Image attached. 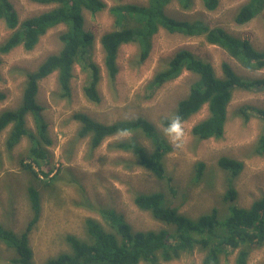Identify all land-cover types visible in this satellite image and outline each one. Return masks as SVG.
Here are the masks:
<instances>
[{
    "label": "rangeland",
    "instance_id": "1",
    "mask_svg": "<svg viewBox=\"0 0 264 264\" xmlns=\"http://www.w3.org/2000/svg\"><path fill=\"white\" fill-rule=\"evenodd\" d=\"M9 1L20 21L53 8L30 0ZM102 1L107 6L106 10L94 15L86 11L84 16L86 29L95 35L92 60L101 69L102 77L97 86L100 101L92 102L85 96L84 88L90 83V75L79 62L74 66L69 99L59 97L57 73L39 82L37 101L44 107L48 135L53 141L48 148L53 170L49 177L54 175L53 178L38 179L22 167L20 161L26 153L21 154L20 150L31 146L29 139L23 138L17 149L8 152L5 144L11 126L0 135V226L17 234L22 233L34 214L28 201L27 188L36 187L41 195L40 217L29 238L34 264H44L49 258L68 251L66 235L86 240L85 221L89 218L109 230L100 213L103 209H110L123 217L135 231L164 227L149 211L135 204L134 199L138 194L161 192L166 205L177 207L180 214L196 218L216 208L219 217L225 219L232 205L248 208L253 201L264 196V156L255 152L264 120L251 117L246 121L239 112L243 106L264 109V90H235L227 106L223 136L200 141L193 136L191 129L208 118L207 105L189 119L178 122V140L167 131L169 123L177 120L175 112L178 103L188 97L191 85L198 80V76L184 71L178 78L157 89L151 86L154 75L163 70L182 49L211 63L219 78L223 77V63H229L238 75L245 78H264V68L246 69L225 50L208 43L203 36H184L161 29L152 38L151 53L145 61L140 59L136 44L123 45L119 49V72L111 80L103 65L104 52L100 42L102 35L117 29L109 9L130 3L146 5L148 0ZM248 2L219 0L217 9L208 11L202 0H191L189 9H183L176 0H172L165 11L180 21L200 20L212 28H223L238 38L249 39L256 49L262 51L264 10L245 25L235 23L240 8ZM64 30L63 26L52 28L32 50L18 46L7 54H0V92L7 96L0 102V113L19 106L26 83L21 71L34 72L48 56L58 53L62 49L59 36ZM11 34L12 30L0 20V46ZM78 112L86 113L102 123L138 116L147 118L172 147L164 159L165 179L143 167L132 153L118 147L122 141L135 140L151 153L154 145L150 139L141 133L118 134L106 138L97 149L91 150L89 138L79 139L77 136L80 124L72 117ZM27 127L35 131L31 115L27 116ZM222 157L236 159L244 164L232 184L227 172L219 166ZM201 163L204 169L198 173ZM229 187L237 190L234 202L225 200ZM15 256L13 250L0 243V264H12L10 261ZM203 256L201 250H194L165 264H203ZM246 260L247 264H264V247L253 249ZM218 264H238L237 252L222 256Z\"/></svg>",
    "mask_w": 264,
    "mask_h": 264
},
{
    "label": "trees",
    "instance_id": "2",
    "mask_svg": "<svg viewBox=\"0 0 264 264\" xmlns=\"http://www.w3.org/2000/svg\"><path fill=\"white\" fill-rule=\"evenodd\" d=\"M33 3L53 6L41 14L20 21L13 4L9 0H0V20L12 30L11 36L0 46V54H7L18 46L32 50L40 38L52 28L65 27L59 36L62 49L48 56L34 72L21 71L26 78L21 103L15 109L0 113V135L11 126L5 147L8 152L17 149L23 138L31 146L22 147L21 165L25 171L38 178L49 177L51 153L49 146L53 141L48 135V124L43 116V106L37 101L39 82L53 73L58 75L59 97L69 99L74 66L79 62L85 66L90 83L84 88L85 96L92 102H99L98 84L101 81V69L92 60V47L95 35L85 27V12L98 14L106 10L102 0H30ZM172 0H148L146 5L121 4L109 9L115 19L117 29L102 35L100 42L104 52L103 65L111 80L119 72L117 64L119 49L123 45L136 44L140 59H148L152 49V38L164 29L169 33L184 36H203L205 40L225 50L248 70L264 68V50L256 49L249 39L238 38L223 28H212L203 21H180L170 17L165 8ZM183 9H189L191 0H176ZM206 10L214 11L219 0H202ZM264 10V0H249L235 17V23L245 25L257 18ZM2 60L0 59V65ZM223 77L219 78L211 63L198 58L191 51L179 50L168 65L158 71L151 82L153 88H159L178 78L184 71L198 76L191 85L188 97L181 100L176 108L177 122L189 119L204 105L208 106L209 116L191 129L193 136L200 141L221 138L225 132L227 106L235 90H264V78H245L238 75L229 63L222 64ZM7 98L0 92V102ZM246 121L251 117L264 120V109L243 106L239 110ZM34 120L35 131L27 127V116ZM80 124L77 132L79 139L89 138L91 150L97 149L106 139L118 134L141 133L154 145L151 153L135 140L122 141L118 147L132 153L137 161L162 179L164 177V159L172 150L163 139L156 126L147 118L138 116L111 123L96 121L86 113H75L72 117ZM168 123V122H166ZM16 150L13 152L15 154ZM255 152L264 156V126L257 141ZM12 154V155H13ZM219 166L227 172L230 184L243 170L242 161L222 157ZM200 164L198 173L203 172ZM171 181V179L169 178ZM168 180V181H169ZM38 188H27V197L33 217L26 229L17 234L11 229L0 226V243L13 250L16 256L12 264H34L33 251L29 244L30 232L38 223L41 212V195ZM173 191V190H172ZM237 190L229 187L225 200L234 202ZM135 204L149 211L153 218L164 227L157 230L135 231L123 217L110 209L100 211L110 228L105 230L95 219L85 221L87 236L82 240L75 235H66L69 250L49 258L44 264H165L201 250L203 264H218L221 257L237 252V263L247 264V258L253 249L264 247V196L252 202L250 207L232 205L227 218L219 217L216 208L209 213L192 218L180 214L177 207L167 206L161 192L138 194Z\"/></svg>",
    "mask_w": 264,
    "mask_h": 264
},
{
    "label": "clouds",
    "instance_id": "3",
    "mask_svg": "<svg viewBox=\"0 0 264 264\" xmlns=\"http://www.w3.org/2000/svg\"><path fill=\"white\" fill-rule=\"evenodd\" d=\"M179 126H178V122L177 120H172L167 128V131L169 133V135L173 136L174 139H179L180 138V134H179V130H178Z\"/></svg>",
    "mask_w": 264,
    "mask_h": 264
},
{
    "label": "bare ground",
    "instance_id": "4",
    "mask_svg": "<svg viewBox=\"0 0 264 264\" xmlns=\"http://www.w3.org/2000/svg\"><path fill=\"white\" fill-rule=\"evenodd\" d=\"M264 263V262H263Z\"/></svg>",
    "mask_w": 264,
    "mask_h": 264
}]
</instances>
